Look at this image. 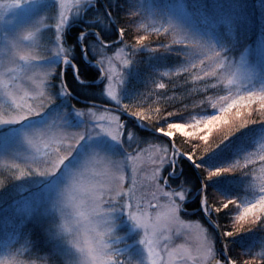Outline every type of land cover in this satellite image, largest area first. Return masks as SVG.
I'll use <instances>...</instances> for the list:
<instances>
[{"label": "clouds", "instance_id": "9594fccd", "mask_svg": "<svg viewBox=\"0 0 264 264\" xmlns=\"http://www.w3.org/2000/svg\"><path fill=\"white\" fill-rule=\"evenodd\" d=\"M95 4L54 0V7L41 10L33 0H0V126L20 128V147L0 155V191L41 178L44 231L64 248L55 259L34 254L29 238L5 242L0 264H264V245L225 259L206 225L198 223L192 231L180 215L189 185H173L164 171L170 163L175 167L180 155L196 163L241 129L264 122V84H255L245 68L249 41L218 42L167 11L131 0L124 13L113 17L117 40L101 39L93 49L107 102L78 105L71 99L67 66L72 65L76 79L84 77L64 34L73 17ZM24 9L29 11L22 20ZM141 49L179 59L156 69L147 85L125 100L127 70L138 63ZM197 110L215 111L200 115ZM185 113L190 115L183 121L169 122ZM125 114L178 138L146 141ZM102 137L107 146L98 143ZM150 141L157 143L145 148ZM197 167L205 181L221 174L248 177L252 198L213 193L204 208L226 248L228 237L264 227V139L220 166ZM226 209L230 218L218 223L214 217ZM129 232L142 249L139 259L124 251Z\"/></svg>", "mask_w": 264, "mask_h": 264}, {"label": "trees", "instance_id": "16d2710c", "mask_svg": "<svg viewBox=\"0 0 264 264\" xmlns=\"http://www.w3.org/2000/svg\"><path fill=\"white\" fill-rule=\"evenodd\" d=\"M138 1L139 0H137V2ZM167 2L170 1L160 0L158 5L162 4L166 7L167 5L165 4H168ZM184 2H186V5H188L192 11L193 9L194 11L199 10V13L202 4L206 5L205 8L204 6L202 8L204 12L207 10V6H218L222 11L225 6L223 2H219V0H216L217 4L213 3V0H201L200 6L197 9L196 0H184ZM241 2L244 6L246 5L245 0H241ZM104 3L105 6L101 0H96L95 5H88L84 13L81 14L79 20L72 22L65 32V40L70 45H73V59L80 75L84 77V80L81 81L76 79L75 70L71 64L67 66L65 75L72 89V95L86 102L93 100L107 102L106 98L102 95L104 82L99 81V68L88 62H92L95 59L93 49L97 42L100 41L99 36H101V39L104 41L117 40L119 33L114 26L116 25V20L113 19V17H119L131 6V0H104ZM262 3L263 5L261 8L264 9V0H262ZM241 10L242 9H240V11ZM250 11H252V9ZM109 13H112V16H110ZM89 31H92V33H87ZM95 32L99 34L96 35ZM82 33L84 34L83 36L81 35ZM84 49L86 50V59L84 57ZM178 59L179 58L172 53H155L149 55L146 50L141 49L138 63L127 70V81L122 90L123 98L128 100L134 95H137L139 91L147 85L148 77L151 73L161 67H171ZM72 101L78 105H85V103H81L74 99H72ZM253 104L259 109V104L255 101H253ZM197 111L200 115H205L212 114L215 110ZM188 115L190 114H178L170 117L169 122H181ZM125 118L128 120L129 126L144 140L164 139L170 141V138L160 136V134L153 132L155 129L146 127L143 124L139 125L135 118L129 117L126 114ZM263 136L264 122L250 124L237 132L226 141L224 145H221L220 149H217L215 153L206 155L196 163H193L187 156L180 155L177 157L175 167L171 164L168 171L165 172L173 185H179L182 182L189 185L188 198L184 202V209L181 210L180 215L187 221L200 222L206 225L215 237L219 253L222 258L225 259L227 255L235 256L238 252L251 254L253 251L259 250V248L264 245V227L257 225L256 228L250 231L241 232L235 236L228 237V245L226 248L225 238L222 234L220 236L217 229L209 222L210 219L208 215L206 216L204 212L202 197L204 196L207 198L205 207L212 203L211 197L213 193H219L226 197L237 196L238 198L242 197L244 199H249V197L253 196V192L246 186L248 177L239 174H221L205 181L203 179V173L201 169L197 167V164L205 167L220 166L221 164L231 161L239 153L254 148L255 146L252 144L253 139ZM177 138L178 137H173L171 139ZM149 143L155 144L157 142L150 141ZM169 148L171 150L170 142ZM14 185L15 183L11 184L5 190L0 191V202L3 200V203L0 204V210L3 207L10 206L8 203L12 202V200H7V197ZM4 200L7 201L4 202ZM214 218L218 223L226 222L230 218V209H226L224 212L217 214ZM0 224L4 225V228L0 227V247H2L5 242L15 243L18 240L29 238L31 242V251L34 254L38 256L48 254L51 258L59 259L60 254L57 252V242L51 240L46 235L44 231V221L31 220L24 225L20 224L18 219L11 218L4 222L0 221ZM218 230L221 232L219 228ZM222 240L224 244H222Z\"/></svg>", "mask_w": 264, "mask_h": 264}, {"label": "rangeland", "instance_id": "374dc122", "mask_svg": "<svg viewBox=\"0 0 264 264\" xmlns=\"http://www.w3.org/2000/svg\"><path fill=\"white\" fill-rule=\"evenodd\" d=\"M160 0H139L146 9L152 7H158L161 11H167L178 22L189 27L192 31L198 32L202 35H211L213 39L218 42L231 38L232 40L249 41V48L247 55L245 56V68L249 73L253 82L257 85L264 84V75H261L260 69L264 67V9L262 0H245V6L241 0H219L225 5L223 11L217 7L207 6V10L203 11V6H200L201 0H196V8L201 7V11H193L186 5L184 0H168L166 7L158 5ZM216 3V0H213ZM33 4H39L40 9L44 10L48 7H54V0H33ZM244 7V9H243ZM240 9H242L240 11ZM252 9V11H250ZM28 9H24L21 12L22 20L26 18ZM81 15L73 17L67 28L72 22L78 21ZM66 28V29H67ZM66 32V30H65ZM65 36V34H64ZM58 62V61H57ZM104 87L106 82L104 81ZM124 88V87H123ZM123 90V89H122ZM62 102L67 103V101ZM20 128L19 126H0V155L11 154L13 150L20 147L18 144ZM162 136V135H160ZM167 138V137H166ZM264 139L263 137H257L253 139V145ZM98 143L107 146L109 143L106 137L99 139ZM154 144L148 143L144 147L151 149ZM171 163L165 167V172L170 168ZM41 178H27L21 181L15 182L14 187L11 189L7 200L10 206L3 207L0 210V221L4 222L7 219H18L20 224H27L31 220L44 221L45 218L42 215L44 204L40 196L43 185L40 183ZM253 197V196H252ZM252 197H249L252 198ZM7 200H4L6 202ZM205 197H202L203 209ZM3 203L1 200L0 204ZM185 224L190 225L192 231H195L197 224L204 226L200 222H191L183 219ZM1 228H4L3 224H0ZM128 231L127 226L122 229ZM218 233H221L217 230ZM127 244L124 251L127 255L134 259H139L142 256V249L136 243L137 236L135 233L129 232L127 237ZM57 252L61 255L64 252V248L57 242Z\"/></svg>", "mask_w": 264, "mask_h": 264}, {"label": "water", "instance_id": "95a60500", "mask_svg": "<svg viewBox=\"0 0 264 264\" xmlns=\"http://www.w3.org/2000/svg\"><path fill=\"white\" fill-rule=\"evenodd\" d=\"M101 2L103 3V5L105 6V3H104V0H101ZM115 26V28L117 29V32L119 33V31H118V28H117V26L116 25H114ZM88 33H90V32H88ZM98 34V33H97ZM101 40V39H100ZM103 40V39H102ZM81 44H82V42H81ZM86 54V50L84 51V55ZM85 57V56H84ZM92 64H94V63H92ZM101 80H103L102 78H100V81ZM72 99H74V100H76V101H80L81 103H85V104H87L88 102H86V101H83V100H80V99H78L77 97H75L74 95H72V97H71ZM138 122V121H137ZM138 124L139 125H141L139 122H138ZM153 132H156V131H153ZM156 133H158V132H156ZM158 134H160V135H162L163 136V133H158ZM164 137H166V136H164ZM168 138V137H167ZM171 139V138H170ZM207 216V215H206ZM210 221V223L213 225V226H215V228L218 230V227L216 226V224H214V223H212V220L210 219L209 220ZM220 234V236H221V233H219ZM222 244H224V242H223V240H222Z\"/></svg>", "mask_w": 264, "mask_h": 264}, {"label": "snow or ice", "instance_id": "6c2138e0", "mask_svg": "<svg viewBox=\"0 0 264 264\" xmlns=\"http://www.w3.org/2000/svg\"><path fill=\"white\" fill-rule=\"evenodd\" d=\"M257 99H259V97H257ZM204 203L207 204V198H205Z\"/></svg>", "mask_w": 264, "mask_h": 264}, {"label": "flooded vegetation", "instance_id": "af4514ba", "mask_svg": "<svg viewBox=\"0 0 264 264\" xmlns=\"http://www.w3.org/2000/svg\"><path fill=\"white\" fill-rule=\"evenodd\" d=\"M89 32H92V31H89ZM88 33V32H87Z\"/></svg>", "mask_w": 264, "mask_h": 264}]
</instances>
